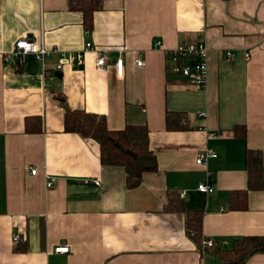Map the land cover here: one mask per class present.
<instances>
[{
	"label": "crops",
	"instance_id": "1",
	"mask_svg": "<svg viewBox=\"0 0 264 264\" xmlns=\"http://www.w3.org/2000/svg\"><path fill=\"white\" fill-rule=\"evenodd\" d=\"M23 38L50 54L6 58ZM194 42L207 47L202 90L166 64L167 51ZM86 43L108 50L112 65L99 72L88 52L56 72L61 53ZM57 96L103 115L111 130L147 126L157 171L128 189L124 169L102 165L93 139L63 130ZM166 112L183 113L185 128L166 129ZM204 147L217 155L197 164ZM247 149L261 152L264 178V0H102L89 32L67 0H0V264H224L186 233L183 213L163 207L167 192H185V207L203 214L201 243L219 249L264 235V188L231 207V194L247 189ZM47 176L56 178L50 189ZM243 264H264V252Z\"/></svg>",
	"mask_w": 264,
	"mask_h": 264
},
{
	"label": "trees",
	"instance_id": "2",
	"mask_svg": "<svg viewBox=\"0 0 264 264\" xmlns=\"http://www.w3.org/2000/svg\"><path fill=\"white\" fill-rule=\"evenodd\" d=\"M68 9L82 15L84 30L91 31L93 16L101 10L102 0H67ZM64 111L63 130L75 133L84 138L93 139L98 145L99 160L102 165L121 166L125 173V185L128 189L137 187L146 172L157 171V161L154 152L149 147V131L147 126H125L122 129L111 130L107 127L103 115L88 113L84 110L70 109L65 99L56 97ZM186 118L183 113L165 114V126L168 130H182L185 128ZM242 135L245 133L244 126ZM247 171V189L235 191L231 194V207L243 208L249 190L264 188L262 176V156L258 150L247 149L245 153ZM165 212H181L185 215L186 233L201 245L202 239V211L189 210L185 207L179 193L167 192ZM200 248V247H199ZM224 264H243L252 254L264 252V235H249L234 240L230 249L211 247ZM216 250V251H215Z\"/></svg>",
	"mask_w": 264,
	"mask_h": 264
},
{
	"label": "built area",
	"instance_id": "3",
	"mask_svg": "<svg viewBox=\"0 0 264 264\" xmlns=\"http://www.w3.org/2000/svg\"><path fill=\"white\" fill-rule=\"evenodd\" d=\"M156 46H160V42H156ZM88 52H93L96 55L95 66L99 72L106 71L111 64L108 59V50L98 49L92 45V43H86L81 51L75 53H61L59 64L56 66V72H59L63 66H76L82 63L84 55ZM50 54L42 41L37 42L36 40L23 38L18 40L15 45L12 53L9 57L13 62L21 61L23 56L32 55L36 60L43 62L45 58ZM248 54H245V57L248 58ZM166 64L168 65L170 71L175 75L182 77L187 85L194 87L196 89H204L207 78V47L204 43L194 42L185 45H179L175 49L169 50L165 53ZM227 61H230L234 58V55L231 51H225L224 55ZM5 58V61L7 59ZM135 64L138 67H142L144 62L137 58L135 59ZM116 74L118 77H122L124 74V60L123 56L120 55L113 63ZM46 76L50 77V74L46 72ZM211 138H215L216 134L211 133ZM216 153L209 147H204L203 150L198 152L196 156V163L203 164L205 160L211 157H216ZM31 174H35L36 170L32 168L30 170ZM56 182L54 176H47L45 180V187L50 189ZM95 182L98 183L99 179L95 178ZM197 190L202 193H209L213 191V187L207 183H200L197 186ZM185 192H181V196H184ZM20 236L14 234L12 240L14 242L19 241ZM215 245L213 239L206 238L202 241L201 247L205 251L208 248H211ZM55 252H68V246H59L55 248Z\"/></svg>",
	"mask_w": 264,
	"mask_h": 264
},
{
	"label": "water",
	"instance_id": "4",
	"mask_svg": "<svg viewBox=\"0 0 264 264\" xmlns=\"http://www.w3.org/2000/svg\"><path fill=\"white\" fill-rule=\"evenodd\" d=\"M56 76H57L58 78H60V77H61V75H60V74H56Z\"/></svg>",
	"mask_w": 264,
	"mask_h": 264
}]
</instances>
